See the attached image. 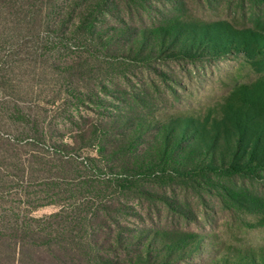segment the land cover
<instances>
[{
	"label": "trees",
	"instance_id": "trees-1",
	"mask_svg": "<svg viewBox=\"0 0 264 264\" xmlns=\"http://www.w3.org/2000/svg\"><path fill=\"white\" fill-rule=\"evenodd\" d=\"M198 2L209 11L222 9L225 17L197 16L185 0H0V90L19 81L31 41L49 52L73 46L79 55L61 69L68 94L76 105L115 109L69 142H53L54 167L14 161L13 174L28 175L25 192L44 170L60 178L43 179L41 206L61 210L44 220L57 222L49 231L41 220L26 218L14 234L20 240L12 264H28V246L37 252L32 264L45 261L43 250L59 264H264V245L224 242L214 231L128 224L129 216L141 220V202L183 213L185 203L168 194L180 188L204 201L205 195L215 198L240 226L264 229V0ZM164 4L171 9L158 8ZM170 63L188 67L184 77L198 89L218 77L223 97L200 105L180 97L185 83L158 68ZM130 65L153 70L178 106L165 108L162 96L149 99L148 82L124 95L110 78L125 76ZM95 67L98 82L82 89L79 81ZM88 148L96 155L80 160ZM81 165L90 174L60 182ZM104 172L107 178L93 176ZM9 252L8 246V261Z\"/></svg>",
	"mask_w": 264,
	"mask_h": 264
},
{
	"label": "rangeland",
	"instance_id": "rangeland-1",
	"mask_svg": "<svg viewBox=\"0 0 264 264\" xmlns=\"http://www.w3.org/2000/svg\"><path fill=\"white\" fill-rule=\"evenodd\" d=\"M185 2L188 9L200 17L213 19L226 15L222 9L209 11L202 8L198 0H185ZM171 7V4H164L158 8L166 12ZM142 15L147 18L146 13ZM60 51L56 52L52 49L49 52V48L31 41L24 57L19 81L15 82L13 89L0 90V258L2 259L0 264H12L15 239L20 240L15 238L14 234L21 229V224H24L28 216L41 220V229L47 228L49 231L53 226L54 229L57 228V222L52 220L49 224V221L44 220L61 210V207L54 205L41 206L45 203L42 200L45 194L41 192L43 179L60 178L54 172L50 173L44 170L31 181V188L25 192L24 185L28 180V175L15 176L12 172L14 161L24 166H29L31 161H35L37 162L36 169L54 167L56 158L52 149L53 142H69L77 136L78 131L87 130L98 121L108 119L115 110L114 104L108 106H98L93 103L76 105L68 94L66 74H63L61 69L63 65L75 59L79 53L73 46ZM54 58L56 59L55 63ZM158 68L178 77L180 82H184L185 86L178 88L181 93L180 97H193V101L197 102L196 105L218 101L225 93V89L221 85L222 82L217 80L218 77L211 79L207 88L198 89L195 87L196 84L194 85L192 81H188L184 77L188 67L170 63L160 64ZM95 70L97 71L92 75L86 74L84 81H79L82 89L98 82L101 70L98 67H95ZM125 73V76L114 74L110 78L112 82L117 83L116 86L121 87L124 95L132 96L143 83L148 82L149 99L162 96L165 101L163 99L160 101H163L165 108L178 106L168 85L161 84L153 70L140 65H130L127 66ZM154 81L159 83V90L151 84ZM190 94L192 96H189ZM100 95L101 97L105 96L103 93ZM87 142L88 140H86ZM78 155L80 160H86L90 156H95L96 151L88 148ZM84 167L85 165H81V170L74 174H68L70 176H60L62 179L60 182L63 181L70 185L75 182V179L90 174ZM100 175L93 173L94 177L100 178H107L109 174L104 172ZM156 190L160 194L165 192L160 187H157ZM168 194L185 203L186 207H183V213L174 215L161 202L152 205L141 202L137 204L141 220L129 216V226L135 228L137 224H154L159 228L194 231L207 235L214 231L224 242L253 247L264 245V229H254L250 224L244 223L240 226L234 218L222 210L215 198L205 195L206 200L204 201L192 191L180 188H172L168 190ZM28 199L34 201L32 205L27 202ZM70 209L72 207H65V210ZM8 246L11 255L9 261L6 260ZM26 249L30 250L32 256L37 253L34 246H28ZM39 251L42 249L39 248ZM16 252H19L18 246ZM41 255L45 259L41 264L60 263L47 259L48 253L45 250ZM32 256L28 264H32ZM192 262L197 263L198 260L182 264H191Z\"/></svg>",
	"mask_w": 264,
	"mask_h": 264
}]
</instances>
